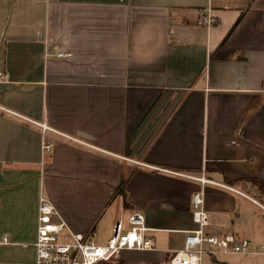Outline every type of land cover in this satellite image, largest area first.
Returning a JSON list of instances; mask_svg holds the SVG:
<instances>
[{
  "label": "crops",
  "instance_id": "crops-1",
  "mask_svg": "<svg viewBox=\"0 0 264 264\" xmlns=\"http://www.w3.org/2000/svg\"><path fill=\"white\" fill-rule=\"evenodd\" d=\"M202 12L212 24L198 23ZM254 178L264 179V0H0V264L34 262L41 195L55 220L99 244L143 214L155 248L118 264H167L197 228L200 190L205 232L251 244L208 262L264 264Z\"/></svg>",
  "mask_w": 264,
  "mask_h": 264
},
{
  "label": "built area",
  "instance_id": "built-area-1",
  "mask_svg": "<svg viewBox=\"0 0 264 264\" xmlns=\"http://www.w3.org/2000/svg\"><path fill=\"white\" fill-rule=\"evenodd\" d=\"M199 24L210 25L213 17L202 12ZM57 58L70 57L59 52ZM44 132L50 130L41 124ZM72 140L88 144L79 138ZM55 143L48 137L42 139L41 148L44 153L50 152ZM202 185L211 181L196 178ZM204 192L197 191L192 196V214L197 228L188 233L181 250L172 253L167 264H203L204 257L247 254L251 251L248 239H237L234 235H208L205 227L210 217L204 209ZM57 211L53 203L44 195L39 200V218L37 236L34 243L35 259L31 264H118L123 251L152 250L155 248L153 239L147 235L145 217L141 213H133L129 218V228L125 229L122 219H119L113 230V235L105 244L95 242L91 237L71 231L64 221L54 219ZM7 241V237L4 238Z\"/></svg>",
  "mask_w": 264,
  "mask_h": 264
},
{
  "label": "trees",
  "instance_id": "trees-1",
  "mask_svg": "<svg viewBox=\"0 0 264 264\" xmlns=\"http://www.w3.org/2000/svg\"><path fill=\"white\" fill-rule=\"evenodd\" d=\"M221 47H219L220 49ZM219 49L216 51V53L214 54V56L218 55L219 53ZM251 183H253L255 186H257L260 194L264 195V179H250L249 180ZM127 182L126 178L122 179L121 185L119 187V189L117 190L120 194H123L125 196V191H124V186Z\"/></svg>",
  "mask_w": 264,
  "mask_h": 264
},
{
  "label": "rangeland",
  "instance_id": "rangeland-1",
  "mask_svg": "<svg viewBox=\"0 0 264 264\" xmlns=\"http://www.w3.org/2000/svg\"><path fill=\"white\" fill-rule=\"evenodd\" d=\"M218 258H220V257H218ZM264 259V257H261L260 259ZM209 255H206L205 256V261H204V263L203 264H210L208 261H209ZM218 262L220 263V262H222V264H225V261H224V259H218ZM221 264V263H220Z\"/></svg>",
  "mask_w": 264,
  "mask_h": 264
},
{
  "label": "water",
  "instance_id": "water-1",
  "mask_svg": "<svg viewBox=\"0 0 264 264\" xmlns=\"http://www.w3.org/2000/svg\"><path fill=\"white\" fill-rule=\"evenodd\" d=\"M170 112H171V110L167 113V115L165 116V119L168 117V115L170 114ZM165 119H164L163 121L160 122V124L158 125L157 129L155 130V132L153 133V135L151 136V138L156 134V132H157V131L160 129V127L163 125ZM82 136H84V135H82Z\"/></svg>",
  "mask_w": 264,
  "mask_h": 264
}]
</instances>
